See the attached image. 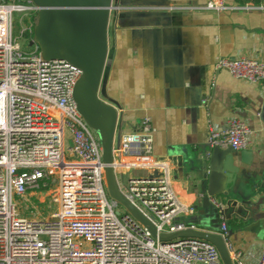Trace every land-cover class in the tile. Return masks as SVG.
<instances>
[{
  "label": "built area",
  "instance_id": "2783aa9c",
  "mask_svg": "<svg viewBox=\"0 0 264 264\" xmlns=\"http://www.w3.org/2000/svg\"><path fill=\"white\" fill-rule=\"evenodd\" d=\"M229 9L264 5L229 7L227 0H205L203 6L213 13ZM14 13L26 18L25 33L31 34L38 8L31 0H0V264H222L213 245L195 240L163 244L128 212L118 210L119 204L107 194L97 134L73 99L80 71L64 61H43L39 49L28 46L32 38L25 39L23 47L15 42ZM214 69L264 89V62L244 56L219 58ZM123 126L113 149L121 195L153 225L157 236L185 230L216 233L232 263L241 264L240 253L226 240L222 217L214 230L180 221L194 210L173 192L169 162L152 155L155 131L150 119L143 118L128 133ZM252 136L244 122L231 118L223 129L209 125L207 142L210 148L238 152L251 146ZM66 154L76 161H68ZM130 173L124 188L121 174ZM54 179L56 210L43 218L32 206H37V193L46 197ZM210 202L222 209L220 201ZM26 213L31 218L23 216ZM258 264H264V249Z\"/></svg>",
  "mask_w": 264,
  "mask_h": 264
},
{
  "label": "crops",
  "instance_id": "0c3cea01",
  "mask_svg": "<svg viewBox=\"0 0 264 264\" xmlns=\"http://www.w3.org/2000/svg\"><path fill=\"white\" fill-rule=\"evenodd\" d=\"M117 1L120 8L108 28L114 49L107 93L119 105L123 132L150 119L152 155L169 162L173 192L194 210L180 221L205 229L200 190L202 175L209 173L202 166L211 151L208 126L223 129L236 118L253 131L251 146L233 154L230 206L223 195L215 199L223 211L217 223L220 217L225 221L226 240L240 253V263L258 264L264 249V89L214 66L219 58L242 56L264 62V9L213 13L203 10L205 0ZM227 5L264 1L227 0Z\"/></svg>",
  "mask_w": 264,
  "mask_h": 264
},
{
  "label": "water",
  "instance_id": "95a60500",
  "mask_svg": "<svg viewBox=\"0 0 264 264\" xmlns=\"http://www.w3.org/2000/svg\"><path fill=\"white\" fill-rule=\"evenodd\" d=\"M38 8L37 21L28 46L39 49L43 61L60 60L80 71L73 89L77 110L86 124L95 131L102 148L105 186L110 199L122 205L127 212L153 238L163 244L195 240L213 245L222 264H233L223 238L211 232L185 230L168 235H156L153 225L137 211L120 193L113 167V149L118 146L122 122L117 112L118 103L107 93V82L113 55L108 46V28L115 21L119 10L117 0H31ZM231 148H211L208 162L206 155L202 166L209 173L202 175L201 195L202 227L217 229L219 212L211 199L223 195L221 201L230 206L229 195L235 183ZM220 186V189L213 187ZM220 201V202H221ZM222 203V202H221ZM234 207L236 203L232 204ZM231 207V208H232ZM228 208V207H227ZM223 213V211H222ZM225 213V212H224ZM213 219L211 221V219Z\"/></svg>",
  "mask_w": 264,
  "mask_h": 264
},
{
  "label": "rangeland",
  "instance_id": "374dc122",
  "mask_svg": "<svg viewBox=\"0 0 264 264\" xmlns=\"http://www.w3.org/2000/svg\"><path fill=\"white\" fill-rule=\"evenodd\" d=\"M26 18L24 19L22 17V14L21 13H14L13 14V38L15 40V42H17L20 46H24L25 45V35L24 33L26 32V28L28 27L27 24H26ZM124 127L126 128V126L124 125ZM71 144L69 143V146ZM66 158L68 161H76L75 158H70L67 156L66 154ZM156 172H154V175L156 176ZM129 175H132L131 173L130 174H121L122 178H121V182H122V185L123 187L125 188L126 187V179H127V176ZM57 180L54 179V183L52 185V189L49 190V193L46 195V197L42 196L39 198V196L41 195H44L43 193L42 194H39L37 193V197H36V204H37V210H35V212H39L40 215L43 217V218H47L52 212H54L56 210V205L52 202V196L51 194L54 193L56 190H58V186H57ZM46 198V200H45ZM43 202V203H42ZM33 208V206H32ZM34 209V208H33ZM118 210L122 213H126L127 210L119 204L118 206ZM27 215H23V216H26L27 218H31V215L26 213ZM219 225V222L217 223V227Z\"/></svg>",
  "mask_w": 264,
  "mask_h": 264
},
{
  "label": "trees",
  "instance_id": "16d2710c",
  "mask_svg": "<svg viewBox=\"0 0 264 264\" xmlns=\"http://www.w3.org/2000/svg\"><path fill=\"white\" fill-rule=\"evenodd\" d=\"M24 35H25V39H28L27 41H29V39L32 38L33 33H31V34L25 33Z\"/></svg>",
  "mask_w": 264,
  "mask_h": 264
},
{
  "label": "bare ground",
  "instance_id": "6f19581e",
  "mask_svg": "<svg viewBox=\"0 0 264 264\" xmlns=\"http://www.w3.org/2000/svg\"><path fill=\"white\" fill-rule=\"evenodd\" d=\"M25 197H26V196H25ZM27 197H32V196H31V195H30V196L27 195ZM24 199H25V200H24L23 202L26 203L25 201H26L27 198H24ZM33 208H34V209H33ZM33 208H32V212H35V210H37L38 207L33 205Z\"/></svg>",
  "mask_w": 264,
  "mask_h": 264
}]
</instances>
